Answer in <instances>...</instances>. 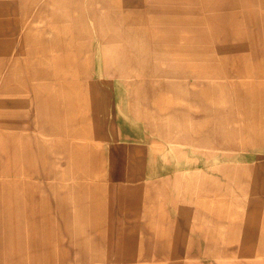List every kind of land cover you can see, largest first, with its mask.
I'll list each match as a JSON object with an SVG mask.
<instances>
[{
    "label": "rangeland",
    "instance_id": "rangeland-1",
    "mask_svg": "<svg viewBox=\"0 0 264 264\" xmlns=\"http://www.w3.org/2000/svg\"><path fill=\"white\" fill-rule=\"evenodd\" d=\"M19 1L0 164L48 171L46 264H264V0Z\"/></svg>",
    "mask_w": 264,
    "mask_h": 264
},
{
    "label": "crops",
    "instance_id": "crops-1",
    "mask_svg": "<svg viewBox=\"0 0 264 264\" xmlns=\"http://www.w3.org/2000/svg\"><path fill=\"white\" fill-rule=\"evenodd\" d=\"M4 1L7 2L4 8L5 6H10L13 10L12 13H15L16 10L11 3L21 4L19 0ZM55 2L51 5H56ZM108 40L110 41V39ZM24 51L25 48L22 47L21 52L24 53ZM8 70L5 67H1L0 75L7 73ZM18 171L28 173L27 178L16 180L15 173H18ZM31 172L35 174L31 175ZM46 172H48L47 169L38 165H29L28 169L15 171L10 165L0 164V252L4 251L3 245H1L4 243L10 245L6 247L7 255L14 250H19V245L23 246L19 254L12 253V255L14 254L15 258H17L21 254L24 260L21 263L13 264L47 263L44 255V241L47 231V214L50 209L48 208L47 200ZM55 195L61 200L62 196L58 192H55ZM62 204L64 210L66 203L62 202ZM73 205H70V207ZM0 261L3 260L0 259ZM16 261L20 262L19 259ZM92 261L93 259H88L87 263L76 262V264H107ZM4 264L12 263L5 261Z\"/></svg>",
    "mask_w": 264,
    "mask_h": 264
}]
</instances>
